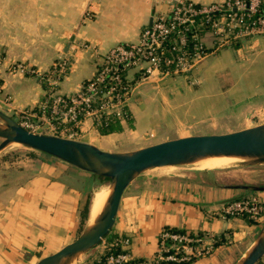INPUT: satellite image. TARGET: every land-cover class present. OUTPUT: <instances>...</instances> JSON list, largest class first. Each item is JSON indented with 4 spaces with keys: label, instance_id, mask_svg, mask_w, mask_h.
I'll list each match as a JSON object with an SVG mask.
<instances>
[{
    "label": "crops",
    "instance_id": "crops-1",
    "mask_svg": "<svg viewBox=\"0 0 264 264\" xmlns=\"http://www.w3.org/2000/svg\"><path fill=\"white\" fill-rule=\"evenodd\" d=\"M174 1L0 0V107L12 117L21 110L35 109L44 98L45 88L34 71L48 70L60 57L68 60L69 68L58 82V91L74 93L94 74L96 54L105 53L117 43L135 41L154 13L168 11ZM184 1L208 4L223 0ZM206 44L210 46L212 39ZM259 49L264 53V35L247 43L243 51L253 53ZM207 58L202 62L206 65L203 69L209 64ZM13 60L22 65L18 72L12 70ZM245 61L236 64L240 69L232 66L226 71L228 75L237 70L236 76H243L244 85L232 83L235 73L217 79L216 84L226 82L230 88L229 101L222 102L220 108L203 106L201 117L191 115L185 121L182 118V123L172 130L174 135L165 140L235 130L212 128L222 118L220 111L240 103L264 104V55ZM254 77H260L259 82L253 81ZM191 78L184 74L139 85L128 103L132 128L101 134L98 126L86 120L76 139L111 152L162 141L154 138L160 131L156 130L158 121L143 99L155 88L177 81L190 82ZM156 168L172 169L152 168L129 183L107 238L128 236L131 258L145 264H172L155 258L158 235L164 228L183 229L214 239L210 253L189 264H234L250 249L264 224V213L253 219L227 215L222 208L241 198H254L264 207V164H234L220 169ZM97 185L98 180L91 173L43 152L8 146L1 150L0 264H33L73 240L80 225L90 218V205L86 218L81 217V211ZM256 264H264V254Z\"/></svg>",
    "mask_w": 264,
    "mask_h": 264
},
{
    "label": "built area",
    "instance_id": "built-area-1",
    "mask_svg": "<svg viewBox=\"0 0 264 264\" xmlns=\"http://www.w3.org/2000/svg\"><path fill=\"white\" fill-rule=\"evenodd\" d=\"M204 29L218 37L211 47L201 37ZM261 35H264L263 0H223L208 4L176 0L168 11L154 13L135 41L117 43L105 53L96 54L94 74L74 93L58 91V82L69 68L65 57L54 61L50 73L34 71L47 86L44 98L35 109L21 110L13 118L31 132L76 139L86 120L94 127L106 125L111 119L123 120L124 107L139 85L188 73L219 46ZM220 37L227 40L220 43ZM80 46L88 48L85 44ZM18 67L21 69L22 65H12V70ZM222 211L257 219L264 213V207L254 198H241L227 203ZM158 239L155 258L172 264L210 253L214 240L208 235L175 232L170 228L160 230ZM102 243L105 246L99 250L101 254L104 251V258L96 257L88 264H145L131 258V241L126 235L118 234Z\"/></svg>",
    "mask_w": 264,
    "mask_h": 264
},
{
    "label": "water",
    "instance_id": "water-1",
    "mask_svg": "<svg viewBox=\"0 0 264 264\" xmlns=\"http://www.w3.org/2000/svg\"><path fill=\"white\" fill-rule=\"evenodd\" d=\"M132 93L127 103L132 101ZM43 152L108 182V195L100 211L80 233L58 250L33 264H74L95 249L114 223L121 195L140 174L162 166H182L218 157L248 159L264 164V122L227 132L178 136L129 151H105L96 145L57 135L31 132L0 109V151L10 144ZM264 254V224L250 249L234 264H256Z\"/></svg>",
    "mask_w": 264,
    "mask_h": 264
},
{
    "label": "rangeland",
    "instance_id": "rangeland-1",
    "mask_svg": "<svg viewBox=\"0 0 264 264\" xmlns=\"http://www.w3.org/2000/svg\"><path fill=\"white\" fill-rule=\"evenodd\" d=\"M200 34L202 35L201 36L202 39L206 40V43L207 40L212 39V44H214V40H218L217 36L207 32L205 29L201 30ZM256 38L257 37L254 38L243 37L237 41H229V43H227L226 45L222 47L219 46V48L216 49L217 52L216 51H215L216 53L214 52L215 55L213 56V58L206 57L208 60V62L206 63H209L206 69H203L206 66L203 65L204 63L203 61L205 60L204 58L195 68H193L188 73H185L186 75H190V77H192L190 82L196 84L197 86L191 84L190 82L177 81L175 83L164 86L162 89L155 88L152 91H150L148 95H145L143 99V103L146 105V108L149 110V112L152 113L154 119L158 121L157 122L158 125H156L158 128L156 127V130L158 129L160 131H159V135L154 137L155 140H163V139L165 140V138H169L173 136L174 131L172 130L175 129L179 123H182L181 121H183V119L185 121L191 115L197 117L203 116V113L201 112L203 106L211 107V105H213L214 108H220V106L224 102L230 100L231 97L230 88L227 89L226 82L222 83L221 81H219L216 84L217 79H221L223 75L231 76V74L234 75L235 73L234 77H232L234 78V81L232 83L234 85H239V86L245 84V82L242 79L243 76L242 77L238 75L236 76V72H238L237 70L234 73L232 71L228 72L229 73L228 75L226 71L230 70L229 68L232 66L235 67L236 69H240L237 68L236 64L239 65V63H243V62L246 63L245 60H248L249 57L251 58L255 55L260 57L264 55L263 52L262 53L260 52L261 51L260 49L253 53H249L248 51L247 52L243 51V48L246 46V44L250 42L252 43V41H254ZM219 39H220V43H224L225 40H227L226 38L223 37H220ZM206 43L205 45L207 47L212 46V44L208 46ZM233 44L235 45L237 44V46L235 45L233 46ZM201 63L203 66H201ZM15 64L18 65V62L13 60L11 61L10 65L12 66ZM19 69H20L19 67L15 68L13 72H18ZM182 75L184 74H181L180 76ZM259 78L260 77H254L253 81L259 82ZM223 80L226 81V78H223ZM237 89L238 88L235 87V90ZM1 109L3 110V108ZM220 114H223L222 118L216 121V125L219 126V128L217 126L212 127L217 131H220L223 128L236 129V128L252 126L264 122V104L240 103V104H236L233 108L231 107L228 108V110L224 108L222 111H220ZM122 123H124L122 129H124L125 131H127V129L131 127L127 125V123L125 122ZM8 147H22V146L18 144H10ZM234 164H235L234 161L230 160L219 166H216L215 164H208L205 167L203 166V168L220 169L227 166L230 167V165H234ZM236 165H241V164H236ZM178 167L200 168L202 166H200L198 162V163L187 164ZM163 169H172V168H154V171H160ZM99 186L103 187V189L108 191V182L106 181L104 183H99L95 187L93 194L95 193V191ZM86 224L87 223L80 225V229L78 230L79 233ZM106 238H104L103 240H106ZM102 242L95 249H92L87 253L80 255L79 258L75 261V263L78 262L80 264H88L90 261H93L96 257L102 256V258H104L103 257L104 251L102 250V254L100 251L101 250L100 247H102L103 249L105 246Z\"/></svg>",
    "mask_w": 264,
    "mask_h": 264
},
{
    "label": "trees",
    "instance_id": "trees-1",
    "mask_svg": "<svg viewBox=\"0 0 264 264\" xmlns=\"http://www.w3.org/2000/svg\"><path fill=\"white\" fill-rule=\"evenodd\" d=\"M234 45H235V44H233V46H234ZM235 46H237V44H236ZM216 52H217V51H216ZM216 52H215V53H216ZM47 71H48V73H50V72L52 71V67H50L49 70H47ZM48 73H47V74H48ZM44 74H46V73H44ZM42 83H43V86H44V88H45V90H46V89H47L46 84H45L44 82H42ZM124 110H125V112H126V117H124L123 120H120V119H111V120L108 122V124H106V125H102V126H100V127L98 128L99 133H101V134H107V133H112V132L121 131L122 128H123L122 122H125V123H127L128 125H130V123H131V117H130V112H129V110H128V105H126V106L124 107ZM97 180H98V184H99V183H104V182H106V179H105V178H101V179L97 178ZM90 200H91V195H88V197H87V199H86V201H85V203H84V206H83V208H82V211H81V217H82V218H86V214H87V212H88L89 205H90ZM89 210H90V209H89ZM82 223H83V221H82ZM170 230H171V231H175V232H185V230H183V229H177V228H170ZM106 239H107V238H106ZM189 262H190V261H183V262H181V263H179V264H189Z\"/></svg>",
    "mask_w": 264,
    "mask_h": 264
},
{
    "label": "bare ground",
    "instance_id": "bare-ground-1",
    "mask_svg": "<svg viewBox=\"0 0 264 264\" xmlns=\"http://www.w3.org/2000/svg\"><path fill=\"white\" fill-rule=\"evenodd\" d=\"M230 160L231 161L233 160L235 164H242V163H246L247 161H249L248 159H241V158H235V157H218V158H209L208 160L199 162V164L200 166H202L200 168H203V166L205 167L208 164H215L216 166H219ZM107 195H108V192L105 189H103V187L99 186L97 188V190L92 196L91 203H90L89 215L91 218L94 217L100 211V209L102 208L106 200Z\"/></svg>",
    "mask_w": 264,
    "mask_h": 264
}]
</instances>
